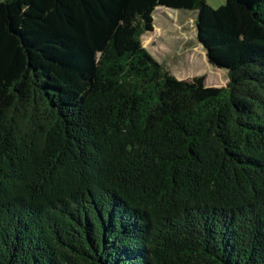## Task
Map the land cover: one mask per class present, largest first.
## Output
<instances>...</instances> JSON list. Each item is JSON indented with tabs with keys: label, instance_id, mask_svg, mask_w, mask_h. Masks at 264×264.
I'll return each instance as SVG.
<instances>
[{
	"label": "trees",
	"instance_id": "trees-1",
	"mask_svg": "<svg viewBox=\"0 0 264 264\" xmlns=\"http://www.w3.org/2000/svg\"><path fill=\"white\" fill-rule=\"evenodd\" d=\"M156 8L225 87L144 48ZM0 264H264V0L0 1Z\"/></svg>",
	"mask_w": 264,
	"mask_h": 264
},
{
	"label": "rangeland",
	"instance_id": "rangeland-1",
	"mask_svg": "<svg viewBox=\"0 0 264 264\" xmlns=\"http://www.w3.org/2000/svg\"><path fill=\"white\" fill-rule=\"evenodd\" d=\"M3 1V0H0ZM218 9L226 0H207ZM153 30L142 36L144 48L179 80L189 81L205 76L207 87H225L228 71L211 65L206 50L198 41L197 13L156 8Z\"/></svg>",
	"mask_w": 264,
	"mask_h": 264
}]
</instances>
